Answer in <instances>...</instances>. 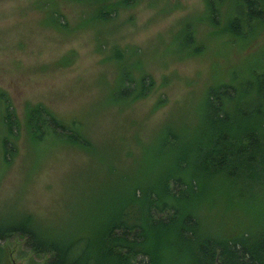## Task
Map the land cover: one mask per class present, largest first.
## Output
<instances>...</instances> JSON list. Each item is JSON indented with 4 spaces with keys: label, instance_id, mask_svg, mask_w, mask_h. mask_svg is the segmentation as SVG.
Here are the masks:
<instances>
[{
    "label": "rangeland",
    "instance_id": "374dc122",
    "mask_svg": "<svg viewBox=\"0 0 264 264\" xmlns=\"http://www.w3.org/2000/svg\"><path fill=\"white\" fill-rule=\"evenodd\" d=\"M232 1L224 0L213 21L206 0H136L96 23L84 20L89 7L71 0H0V87L21 124L17 150L0 166V216L31 212L65 227L83 220L80 209L101 188H126L115 183L119 173L135 176L144 166L165 165L167 159L149 158L163 129L196 124L210 85L242 80L264 66V22L244 38L229 33ZM51 9L61 10L62 26L49 23ZM188 22L199 46L178 51ZM123 66L147 74L153 85L119 104L110 92ZM39 102L84 122L92 148L51 138L34 146L23 123L26 106ZM200 217L209 227L231 229L245 213L204 204ZM0 244L10 264H46L49 256L36 254L16 232Z\"/></svg>",
    "mask_w": 264,
    "mask_h": 264
},
{
    "label": "trees",
    "instance_id": "16d2710c",
    "mask_svg": "<svg viewBox=\"0 0 264 264\" xmlns=\"http://www.w3.org/2000/svg\"><path fill=\"white\" fill-rule=\"evenodd\" d=\"M71 1L89 7L84 20L97 23L111 20L136 0ZM223 4L206 0L210 21ZM53 9L49 23L62 26L60 9ZM263 22L264 0H233L226 29L244 38ZM178 38V51L199 46L189 22ZM152 85L147 74L138 76L123 66L110 96L115 103L131 102ZM16 112L10 94L0 87V166L17 150L21 124ZM25 118L34 146L50 138L61 146H93L84 122L45 103L28 104ZM262 153L264 66L253 67L242 80L210 85L196 124L163 129L149 158L170 163L141 167L135 176L119 173L115 183L126 188H101L99 197L109 195L91 198L80 209L83 220L65 227L40 221L31 212L0 216V241L19 233L36 254H49L46 264H264ZM204 204L238 208L245 219L236 217L231 229L225 223V230L209 227L200 217ZM8 252L0 244V264L11 263Z\"/></svg>",
    "mask_w": 264,
    "mask_h": 264
}]
</instances>
